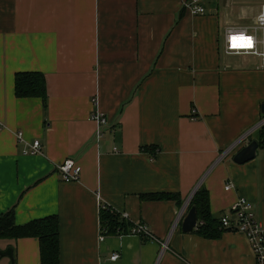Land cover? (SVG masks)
<instances>
[{"label": "crops", "instance_id": "1", "mask_svg": "<svg viewBox=\"0 0 264 264\" xmlns=\"http://www.w3.org/2000/svg\"><path fill=\"white\" fill-rule=\"evenodd\" d=\"M185 1L0 0V215L58 216L61 264H256L244 233L182 220L205 188L219 222L245 197L264 225V67L224 50L226 28L254 24L264 0H204L203 14ZM18 72L45 75L46 107L16 95ZM93 112L109 120L101 136ZM34 140L41 153L24 154ZM252 140L255 158L235 162ZM67 158L77 181L57 168ZM103 204L168 248L132 231L100 241ZM9 247L0 264H41L37 238H0Z\"/></svg>", "mask_w": 264, "mask_h": 264}, {"label": "built area", "instance_id": "2", "mask_svg": "<svg viewBox=\"0 0 264 264\" xmlns=\"http://www.w3.org/2000/svg\"><path fill=\"white\" fill-rule=\"evenodd\" d=\"M185 8H187L192 14H203L205 12L204 0H186L184 2ZM224 50L228 54L238 55H251L259 58L261 66L264 67V4L261 12L257 17V20L251 26H228L225 30L224 36ZM197 110H192V118L196 119ZM92 118L100 124L99 135H103V128L109 125L107 116L100 112H93ZM3 127L0 122V128ZM111 130V129H110ZM18 139L23 140V133L18 132ZM42 151V144L39 140L27 143L24 148V154H39ZM62 178L66 182L77 181L80 179L82 171L76 161L72 158H67L57 166ZM231 187L230 184L226 186V189ZM109 210L111 212H118L114 210L108 204L102 205V210ZM121 215L127 219L129 217L122 212ZM184 215V211L181 210L177 221H179ZM222 229H233L240 231L248 238L253 252L256 257V264H264V225L256 219L255 205L245 197H239L231 206V215H224L221 219ZM203 221L198 220L195 229H198ZM132 233L141 237L152 239V241H159L162 250L168 248L167 240H159L154 236L148 224L139 222L134 224ZM108 235L106 228H101L99 240L104 241ZM121 254L114 252L111 255V260L115 261L119 259Z\"/></svg>", "mask_w": 264, "mask_h": 264}, {"label": "trees", "instance_id": "3", "mask_svg": "<svg viewBox=\"0 0 264 264\" xmlns=\"http://www.w3.org/2000/svg\"><path fill=\"white\" fill-rule=\"evenodd\" d=\"M16 95L19 97H40L47 105L46 77L41 72H18L15 78ZM260 143V142H259ZM151 198H172L173 194L151 195ZM196 207L197 215L203 224L195 229L206 237L220 235L221 222L210 212L209 192L200 188L194 194L190 207ZM101 227L106 228L108 235H124L132 231L134 224L118 212L102 210ZM26 237L37 238L40 245L41 264H61L60 259V225L56 215L32 220L25 224H17L14 209L0 215V238L19 239ZM144 240L152 239L142 237Z\"/></svg>", "mask_w": 264, "mask_h": 264}, {"label": "water", "instance_id": "4", "mask_svg": "<svg viewBox=\"0 0 264 264\" xmlns=\"http://www.w3.org/2000/svg\"><path fill=\"white\" fill-rule=\"evenodd\" d=\"M262 112L264 113V104L262 105ZM258 146L259 142L257 140H252L234 156V161L238 163H245L249 160H252L257 154ZM197 222V210L196 207L192 206L189 208L182 220V229L185 232L193 231L197 225ZM0 256H8L14 260L13 248L9 247L4 251L0 250Z\"/></svg>", "mask_w": 264, "mask_h": 264}, {"label": "rangeland", "instance_id": "5", "mask_svg": "<svg viewBox=\"0 0 264 264\" xmlns=\"http://www.w3.org/2000/svg\"><path fill=\"white\" fill-rule=\"evenodd\" d=\"M240 56H245V55H240ZM239 57V56H238Z\"/></svg>", "mask_w": 264, "mask_h": 264}]
</instances>
